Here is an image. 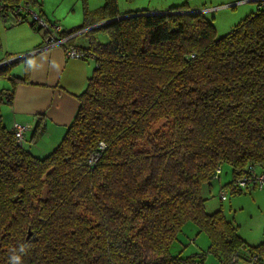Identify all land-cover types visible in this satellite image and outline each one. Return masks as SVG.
Listing matches in <instances>:
<instances>
[{
  "label": "trees",
  "instance_id": "1",
  "mask_svg": "<svg viewBox=\"0 0 264 264\" xmlns=\"http://www.w3.org/2000/svg\"><path fill=\"white\" fill-rule=\"evenodd\" d=\"M4 1L14 22L21 2L37 3ZM116 5L85 10L68 32L98 24L81 49L94 67L48 154L19 144L0 109V264H205L170 248L186 222L207 234L220 264H264V241L246 245L203 197L223 164L232 193L237 173L264 171V2L220 37L186 3L121 15ZM13 87L0 90V108ZM35 119L33 141L46 129Z\"/></svg>",
  "mask_w": 264,
  "mask_h": 264
},
{
  "label": "crops",
  "instance_id": "2",
  "mask_svg": "<svg viewBox=\"0 0 264 264\" xmlns=\"http://www.w3.org/2000/svg\"><path fill=\"white\" fill-rule=\"evenodd\" d=\"M116 1L118 4L119 0ZM121 1L130 3L127 6L134 9L118 10L120 15L146 9L153 12H164L171 7L181 5L183 1H186L189 10L199 11L197 10L199 5L191 3L190 0ZM240 1L243 0H231L227 3H221L219 6ZM2 2L7 3V1L0 0V3ZM2 4L5 6L4 3ZM142 5L147 7H139ZM20 6L29 8L30 11L39 14L48 23L60 25L64 34H68L69 31H73L74 28L83 23V21H80V23L63 24L53 14L50 15L44 0L43 2L37 0L35 5L21 2ZM203 10L206 12L205 8ZM4 13L5 11L0 14V64L7 65L10 63L11 65L14 62H9L10 57L29 55L26 56L27 58L22 57L15 61L22 62V68H17L20 69L18 70L20 75L16 78L14 84H12V78L15 76L9 80L11 87L14 85L11 95L12 100L9 104L5 103L0 108L1 121L10 129L14 123L27 124L33 129L36 122L35 118L42 115L46 119V129L41 138L33 141L31 139L32 129H30L25 131L21 144L34 156L43 157L62 139L65 129L78 107L76 95L84 90L86 80L93 72L94 62L90 57L86 59L66 57L63 46L41 49L44 32L32 25L29 14H25L26 12L23 11L22 14L26 16L25 21L14 22L15 16L11 12ZM96 25L75 31L76 35L68 41L67 45H74L78 50L85 48L87 41L79 43L74 38L80 34L85 35L86 30ZM25 73L26 77L24 76ZM23 76L25 79H18ZM11 87H9V84H5L0 87V90H8Z\"/></svg>",
  "mask_w": 264,
  "mask_h": 264
},
{
  "label": "rangeland",
  "instance_id": "3",
  "mask_svg": "<svg viewBox=\"0 0 264 264\" xmlns=\"http://www.w3.org/2000/svg\"><path fill=\"white\" fill-rule=\"evenodd\" d=\"M39 1L41 2V0ZM230 1L190 0L191 3L199 5L197 10L200 12L202 9H206V12L205 10L202 11V15L213 22L217 37L227 34L234 24H237L250 12H255L256 2L254 1L233 2L219 6L221 3ZM104 2L105 0H44L50 15L53 14L58 21L65 25L82 22L85 10L88 11L91 17H95V12L104 5ZM185 2L181 3L184 4ZM190 2L188 3L191 4ZM129 4L119 0L116 6L119 11L134 9L131 6H127ZM139 7L147 6L142 5ZM98 38L102 42L107 41L105 34L99 33ZM74 40L84 43L87 41V37L80 34ZM9 59L13 58L10 57ZM15 61L13 60L14 63L11 65L7 64L10 65L7 71L8 74L0 76V87L5 84H9V87H11L9 80L13 76L18 77L20 75L18 70L22 68V62ZM230 171V167L223 164L219 171V178L212 181L210 189L208 187L203 188V197L206 198L205 210L213 212L218 208L222 209L226 219L238 227L237 233H239L245 244L249 246L257 245V243L264 241V188H242L238 193H232L230 187L225 186L222 188L223 184L231 179L232 174ZM222 192H225L224 198L220 197ZM209 243V238L205 232L199 231L194 223L186 222L170 248L174 253L181 252L183 256L204 254L203 260L205 264H220L216 255L207 251ZM234 264L251 263H246L240 259Z\"/></svg>",
  "mask_w": 264,
  "mask_h": 264
},
{
  "label": "built area",
  "instance_id": "4",
  "mask_svg": "<svg viewBox=\"0 0 264 264\" xmlns=\"http://www.w3.org/2000/svg\"><path fill=\"white\" fill-rule=\"evenodd\" d=\"M256 2V7L259 8L261 3L264 2V0H250ZM240 2H246L245 0L240 1ZM239 3V2H237ZM5 6L0 3V14H2L5 10ZM17 21H20L22 17L25 14H29L31 18V22L35 24L36 27L39 29L43 30L44 34V39H43V44L41 45V49H47L51 48L53 46H63L65 50L66 57L70 58H78V59H86L88 57L91 58L90 53H86L84 51L78 50L77 48L71 45H67L68 41L76 35V32H73L71 34H62L61 31L62 28L58 24H51L48 23L46 20H44L39 14L35 13L34 11H30L29 8L23 7L18 5L14 9ZM26 12L25 14H22ZM29 55V54H28ZM26 57L24 56H17L14 57L13 59H10L9 62H12L15 59ZM3 64H0L2 66ZM32 129L29 125L27 124H18L14 123L12 126V130L14 132L15 138L17 142L22 143L23 142V135L25 131H28ZM93 160H96L97 157H93ZM220 171L219 168L217 169L216 172ZM236 188L242 189V188H264V171H255V168L253 167H248L246 170L239 172L236 174L235 179L232 183ZM225 192L221 193L222 198H224ZM249 262H256L258 260V256L255 254H250L249 256Z\"/></svg>",
  "mask_w": 264,
  "mask_h": 264
},
{
  "label": "water",
  "instance_id": "5",
  "mask_svg": "<svg viewBox=\"0 0 264 264\" xmlns=\"http://www.w3.org/2000/svg\"><path fill=\"white\" fill-rule=\"evenodd\" d=\"M190 12H192L191 10L190 11H187V13H190ZM121 17H123V16H121ZM26 56L28 55V54H25ZM19 59V58H18ZM15 60H17V59H15Z\"/></svg>",
  "mask_w": 264,
  "mask_h": 264
}]
</instances>
